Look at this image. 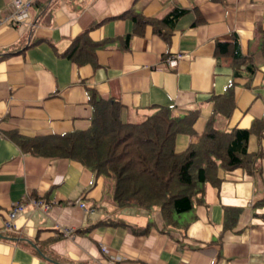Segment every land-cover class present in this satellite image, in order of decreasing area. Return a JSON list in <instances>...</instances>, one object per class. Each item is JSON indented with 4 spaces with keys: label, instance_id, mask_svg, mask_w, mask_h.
<instances>
[{
    "label": "crops",
    "instance_id": "obj_1",
    "mask_svg": "<svg viewBox=\"0 0 264 264\" xmlns=\"http://www.w3.org/2000/svg\"><path fill=\"white\" fill-rule=\"evenodd\" d=\"M176 7L188 12L169 44L151 25L141 28L132 19H162ZM14 9L13 0H0V264H264V134H251L248 142L249 152H262V173L221 170L220 184H207L202 202L174 227L158 209L120 208L112 176H96L75 160L24 153L9 137L88 129L90 90L118 98L125 122H140L159 106L177 115L197 111L199 135L212 113L209 98L222 93L233 74L217 63L216 43L230 42L233 34L257 72L250 87L248 76L236 79V108L216 125L227 131L264 121V0H35L29 18L12 25L6 20ZM84 33L102 44L96 66L65 56ZM178 54L183 58L172 66L169 59ZM196 141L180 134L176 150ZM33 200L50 204L49 210ZM20 201L25 208L15 227L5 228ZM150 222L148 233L133 232ZM226 222L234 225L227 229Z\"/></svg>",
    "mask_w": 264,
    "mask_h": 264
},
{
    "label": "trees",
    "instance_id": "obj_2",
    "mask_svg": "<svg viewBox=\"0 0 264 264\" xmlns=\"http://www.w3.org/2000/svg\"><path fill=\"white\" fill-rule=\"evenodd\" d=\"M187 12L176 7L162 19L135 14L132 19L141 28L151 25L169 44L179 20ZM259 31L264 56V29ZM131 36L125 38L126 45ZM101 46L84 33L73 41L65 56L77 64L89 62L96 66L95 53ZM214 56L219 66L231 68L233 74L225 90L209 98L213 103L212 113L199 135L194 128L197 111L177 115L173 107L159 106L140 122H125L121 117L123 104L118 98H102L90 90L93 115L88 129L34 138L12 132L9 137L24 153L75 160L96 176H112L114 200L120 208L138 207L147 213L158 209L167 226H177L178 216L191 212L202 202L207 184H220L221 170L242 168L250 175L262 173V152H249L248 142L251 134L263 137L264 121L255 120L250 128L234 127L227 131L216 125L217 118H229L236 108V79L248 76L246 86L250 87L257 66L242 53L236 34L230 42L217 41ZM180 134L195 137L197 141L178 152L175 146ZM259 205L264 206V200ZM153 225L150 222L144 228L132 229L135 234L144 235ZM233 225L227 223L225 227L229 229Z\"/></svg>",
    "mask_w": 264,
    "mask_h": 264
},
{
    "label": "built area",
    "instance_id": "obj_3",
    "mask_svg": "<svg viewBox=\"0 0 264 264\" xmlns=\"http://www.w3.org/2000/svg\"><path fill=\"white\" fill-rule=\"evenodd\" d=\"M35 2V0H13V5H14V13L12 14L11 17H9L6 20V23H11L13 24H18L25 22L29 16H30V8L32 4ZM183 58L182 54L176 55L174 58H170L169 61L172 66H175L179 60ZM32 203L40 208L43 211H48L50 208V204L44 203V202H39L33 200ZM82 208H86V203L81 201L79 204ZM25 208V202L20 201L16 202L10 212L8 213V217L5 222V228L10 229L15 227V219L18 214H20ZM61 234H63L66 237H73L75 235L74 231L72 229L68 228H59ZM103 250L106 252V248L103 247Z\"/></svg>",
    "mask_w": 264,
    "mask_h": 264
},
{
    "label": "rangeland",
    "instance_id": "obj_4",
    "mask_svg": "<svg viewBox=\"0 0 264 264\" xmlns=\"http://www.w3.org/2000/svg\"><path fill=\"white\" fill-rule=\"evenodd\" d=\"M135 208V207H134ZM136 208H138V207H136Z\"/></svg>",
    "mask_w": 264,
    "mask_h": 264
}]
</instances>
